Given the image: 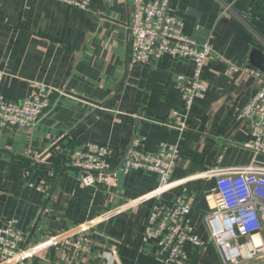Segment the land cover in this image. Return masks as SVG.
I'll list each match as a JSON object with an SVG mask.
<instances>
[{
  "label": "crops",
  "instance_id": "1",
  "mask_svg": "<svg viewBox=\"0 0 264 264\" xmlns=\"http://www.w3.org/2000/svg\"><path fill=\"white\" fill-rule=\"evenodd\" d=\"M133 0H90L87 9L58 0H0V94L20 101L30 81L54 87L49 108L38 122L22 129H0V227L15 219L27 245L37 255L22 264H161L155 246L143 239L152 199L127 206L154 190L158 176L147 170L118 173L114 184L85 186L87 171L70 165L71 153L85 143L112 150L115 168L130 142L155 152L160 143L178 146L170 180H183L158 203L183 193L190 199L193 233L202 247L185 244L189 264H222L205 225L204 195L215 178L203 173L245 167L253 152L249 121L237 112L258 88L243 71L264 73V0H170L191 36L197 24L210 31L212 52L201 77L208 90L187 112L179 132L165 123L172 111L184 112L178 74H191L192 62L168 54L130 64L129 12ZM228 6V8H226ZM227 15L221 32L218 21ZM256 159L264 162V155ZM53 174V175H52ZM40 180L49 185L38 190ZM95 220L87 243L46 247L43 240ZM264 256L240 264H262Z\"/></svg>",
  "mask_w": 264,
  "mask_h": 264
},
{
  "label": "built area",
  "instance_id": "2",
  "mask_svg": "<svg viewBox=\"0 0 264 264\" xmlns=\"http://www.w3.org/2000/svg\"><path fill=\"white\" fill-rule=\"evenodd\" d=\"M58 1L80 9H87L90 5V0ZM169 2L133 0L127 26L130 34L128 61L130 64L148 62L168 54L192 62L191 74H178L176 77L184 112L172 111L170 120L165 121L182 132L187 127L186 114L195 99L203 97L208 90L201 73L212 48L208 41L197 43L183 32V20L170 9ZM242 69L258 81L256 92L237 112L238 119L249 121L250 138L244 146L253 152V159L245 167L211 169L200 175L215 178V186L204 195L208 207L204 219L208 236L220 254L222 264H240L247 259L264 256V162L256 159L264 155V73L248 65ZM3 76L4 72L0 70V82ZM29 87V96L20 101L9 100L0 94V129L33 126L49 108L56 89L41 81H30ZM139 145L140 141L134 138L119 164L112 168L113 153L109 147L85 143L81 149L71 153L70 165L87 171L81 178L83 185L105 188L115 183L118 173L142 169L156 173L157 187L126 204L133 206L152 199L145 216L143 239L155 246V254L161 264H189L185 244L200 248L203 241L193 233L189 219L192 205L185 194L186 188L170 200L157 202L163 193L183 182L170 180L179 158L177 143H160L155 152L141 151ZM48 186L45 180H40L37 189L46 190ZM94 224V219L79 223L74 230L77 235L75 241L72 234L65 232L49 236L43 243L46 247L70 246L77 250L82 243L89 242L85 232ZM25 242L16 220H8L0 227V264H22L25 259L37 255L38 247Z\"/></svg>",
  "mask_w": 264,
  "mask_h": 264
},
{
  "label": "water",
  "instance_id": "3",
  "mask_svg": "<svg viewBox=\"0 0 264 264\" xmlns=\"http://www.w3.org/2000/svg\"><path fill=\"white\" fill-rule=\"evenodd\" d=\"M226 19H228L227 15H225L224 17H222L218 23L217 26L215 27V31H219L221 32V29L224 27L225 21ZM192 34H191V38L196 41L197 43H204L206 42L210 31L208 30H204L202 29L200 26H198L197 24L195 25V27L192 30Z\"/></svg>",
  "mask_w": 264,
  "mask_h": 264
},
{
  "label": "rangeland",
  "instance_id": "4",
  "mask_svg": "<svg viewBox=\"0 0 264 264\" xmlns=\"http://www.w3.org/2000/svg\"><path fill=\"white\" fill-rule=\"evenodd\" d=\"M261 261H262V264H264V258H263V259H261Z\"/></svg>",
  "mask_w": 264,
  "mask_h": 264
}]
</instances>
